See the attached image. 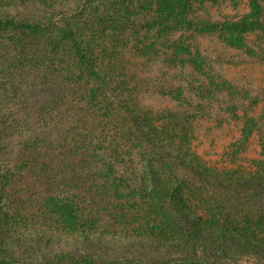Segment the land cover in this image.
<instances>
[{
  "label": "trees",
  "instance_id": "16d2710c",
  "mask_svg": "<svg viewBox=\"0 0 264 264\" xmlns=\"http://www.w3.org/2000/svg\"><path fill=\"white\" fill-rule=\"evenodd\" d=\"M42 30L0 16V86L31 61L20 55V39ZM59 38L78 60L73 81L79 87L24 114L0 101V233L4 208L29 216L35 207L72 237L70 250L52 253L47 264H214L231 254L264 259V135L261 158L249 168L211 166L193 147L198 123L225 92L231 97L225 111L241 123L232 156L243 153L264 116H250L230 82L202 68L177 86L167 84L173 108L143 111L136 75L98 67L68 28ZM11 247L0 235V264L19 263ZM124 249L141 259L122 260Z\"/></svg>",
  "mask_w": 264,
  "mask_h": 264
},
{
  "label": "rangeland",
  "instance_id": "374dc122",
  "mask_svg": "<svg viewBox=\"0 0 264 264\" xmlns=\"http://www.w3.org/2000/svg\"><path fill=\"white\" fill-rule=\"evenodd\" d=\"M5 13L43 27L20 39L24 44L20 55L31 61L11 70L0 86V101L12 113L33 112L79 87L73 81L78 60L70 43L57 39L68 28L89 46L98 67L138 77L137 103L143 111L163 113L173 108L167 84L177 86L191 70L202 68L230 82L237 90L234 100L242 109L250 106V116H264V0H0V16ZM227 93L208 106L193 147L211 166L249 168L261 158L264 121L243 153L232 156L241 123L225 111L231 100ZM35 209L28 210L29 216L17 208L1 213L5 222L1 240L18 256L19 263L12 264H47L52 253L70 250V231ZM122 231L115 232L117 240L124 237ZM120 256L141 259L128 249ZM214 264H264V259L231 254L214 258Z\"/></svg>",
  "mask_w": 264,
  "mask_h": 264
}]
</instances>
